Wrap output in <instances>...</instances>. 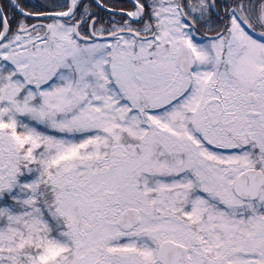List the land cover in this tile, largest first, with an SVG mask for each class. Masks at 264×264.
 <instances>
[{
    "label": "snow or ice",
    "instance_id": "snow-or-ice-1",
    "mask_svg": "<svg viewBox=\"0 0 264 264\" xmlns=\"http://www.w3.org/2000/svg\"><path fill=\"white\" fill-rule=\"evenodd\" d=\"M0 264H264V0H0Z\"/></svg>",
    "mask_w": 264,
    "mask_h": 264
}]
</instances>
